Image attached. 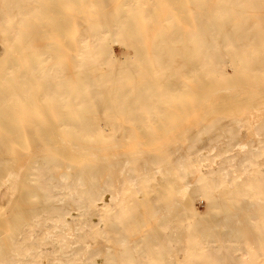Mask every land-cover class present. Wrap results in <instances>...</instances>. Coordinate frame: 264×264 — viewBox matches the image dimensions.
<instances>
[{"label":"bare ground","instance_id":"bare-ground-1","mask_svg":"<svg viewBox=\"0 0 264 264\" xmlns=\"http://www.w3.org/2000/svg\"><path fill=\"white\" fill-rule=\"evenodd\" d=\"M191 104L243 105L214 115L264 132L248 125L264 121V0H0V264H264L260 243L185 242L190 223L165 220H196L197 198L264 201V137L164 135Z\"/></svg>","mask_w":264,"mask_h":264},{"label":"rangeland","instance_id":"rangeland-1","mask_svg":"<svg viewBox=\"0 0 264 264\" xmlns=\"http://www.w3.org/2000/svg\"><path fill=\"white\" fill-rule=\"evenodd\" d=\"M114 4V3H113ZM113 4L109 7H106V13L108 10L112 9ZM93 12V11H92ZM106 15V14H105ZM147 38L149 40L143 39V44H148L153 39V34L151 31L147 32ZM111 45L115 49L116 54L120 56V59L123 58V52L126 51V46H123L121 39L118 37L112 38ZM117 39V40H115ZM147 42V43H146ZM130 51L137 52L141 50L140 45L134 44L129 48ZM153 57L150 54H146L142 61V69L143 71H147L146 73L153 78H160V71L156 70V63L154 62ZM147 69V70H146ZM223 72L227 76V78L231 80H238L242 70V64L236 63L235 70L232 69L231 65L225 64L223 65ZM142 79V75H139L138 72H134L131 82H137ZM220 108H224L219 110ZM245 107L243 105L232 106L231 104L225 105L223 107L216 104L215 106H204V105H194L191 104L187 107L186 113L183 115H178L176 117H161L162 124L159 128L162 129H170L165 136L169 137H180V136H195L197 135L199 128L210 126L211 124L216 125L213 131H210L205 139L198 143L200 147H211L213 145H224V146H245L249 144L247 141H231L230 132L228 128L233 129V133H238V129L242 125H246L244 120L241 118H219L215 117L214 114L218 113L217 111H225L227 114H233L236 112H243ZM112 112L109 113V118L114 121L121 122L123 117L117 116L118 114ZM122 118V119H121ZM168 118L170 123L166 126ZM264 123L262 120H251L248 125L257 127L261 126ZM166 126V127H165ZM109 127V126H108ZM179 129H186V132L181 134L174 133ZM238 130V131H237ZM174 131V132H172ZM237 131V132H236ZM229 133V134H228ZM240 134L243 135H256V137H264V132H254L252 129H240ZM221 134L218 141H210V137ZM162 135V136H164ZM161 136V137H162ZM170 143V142H169ZM254 144L258 143L257 141L253 142ZM150 144H155L154 141H150ZM170 144L176 145L181 144L179 139H173ZM207 150H203L202 152H206ZM151 152V151H149ZM153 153H157V151L152 150ZM160 152V151H158ZM232 152H238L237 148L232 150ZM175 206L179 207V203L175 204ZM221 210L217 212H209L207 209V201L199 200V198L194 201V208L197 210L196 220L191 219L190 217L180 216L177 210H174L172 213L171 210L168 211L167 216H165L166 221H173L175 223H190L189 229L184 230V233L181 235L179 239L185 242H202V241H217L220 242L224 239H235L239 241H245L250 245H254L255 243H260L263 245V249L260 250L259 253L264 254V227L258 228L256 227V223H264V201H241V202H227L224 201L222 204ZM200 215V216H199ZM182 230V229H181ZM183 231V230H182ZM153 233L156 234L155 241H161L160 237V227L156 226L153 228ZM167 249V247H166ZM255 249H249L250 252H253ZM134 253V251H130ZM242 264V263H241Z\"/></svg>","mask_w":264,"mask_h":264}]
</instances>
